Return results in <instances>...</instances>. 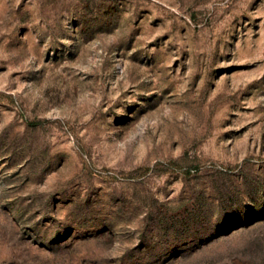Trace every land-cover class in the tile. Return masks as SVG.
I'll use <instances>...</instances> for the list:
<instances>
[{
	"label": "rangeland",
	"instance_id": "rangeland-1",
	"mask_svg": "<svg viewBox=\"0 0 264 264\" xmlns=\"http://www.w3.org/2000/svg\"><path fill=\"white\" fill-rule=\"evenodd\" d=\"M0 264H264V0H0Z\"/></svg>",
	"mask_w": 264,
	"mask_h": 264
}]
</instances>
